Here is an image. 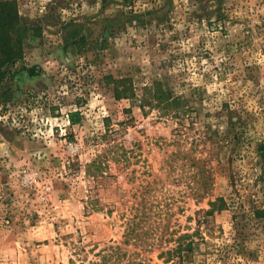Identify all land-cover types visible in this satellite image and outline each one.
<instances>
[{
	"label": "rangeland",
	"instance_id": "rangeland-1",
	"mask_svg": "<svg viewBox=\"0 0 264 264\" xmlns=\"http://www.w3.org/2000/svg\"><path fill=\"white\" fill-rule=\"evenodd\" d=\"M14 1L0 264H264V0Z\"/></svg>",
	"mask_w": 264,
	"mask_h": 264
},
{
	"label": "trees",
	"instance_id": "trees-1",
	"mask_svg": "<svg viewBox=\"0 0 264 264\" xmlns=\"http://www.w3.org/2000/svg\"><path fill=\"white\" fill-rule=\"evenodd\" d=\"M31 30L30 25L23 22L19 15L17 3L14 0L0 1V89L9 80L12 79L16 71V64L24 58L25 40ZM122 81V80H121ZM150 102L153 106L163 109L164 114L172 115L171 111L178 105V99L172 96L168 90L160 84L150 88ZM127 90L120 87L115 88L117 97L127 94ZM8 91H1L0 98L8 101ZM144 106V105H143ZM79 111L69 113V119L72 124L77 123L75 116H79ZM225 202L224 199H221ZM216 204V203H215ZM263 212L262 210L259 211ZM110 252L103 254L100 261H94L91 264H120L122 260L121 249L116 246L110 247ZM110 262V263H108Z\"/></svg>",
	"mask_w": 264,
	"mask_h": 264
}]
</instances>
